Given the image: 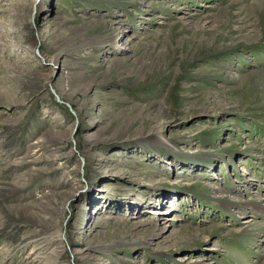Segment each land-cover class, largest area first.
<instances>
[{
  "label": "rangeland",
  "instance_id": "1",
  "mask_svg": "<svg viewBox=\"0 0 264 264\" xmlns=\"http://www.w3.org/2000/svg\"><path fill=\"white\" fill-rule=\"evenodd\" d=\"M0 264H264V0H0Z\"/></svg>",
  "mask_w": 264,
  "mask_h": 264
}]
</instances>
